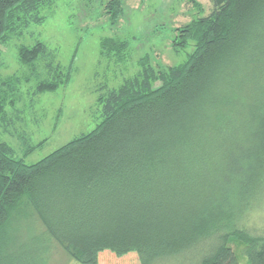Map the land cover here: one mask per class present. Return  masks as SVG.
Instances as JSON below:
<instances>
[{"label":"trees","instance_id":"obj_1","mask_svg":"<svg viewBox=\"0 0 264 264\" xmlns=\"http://www.w3.org/2000/svg\"><path fill=\"white\" fill-rule=\"evenodd\" d=\"M189 1L198 15L172 39L177 51L193 47L187 59L141 57L120 85L99 87L98 124L37 162L1 137L22 119L23 81L0 74V264H40L52 240L80 264H242L237 240L247 264H264V233L239 226L264 194V0H211L207 15ZM56 2L0 0V46L45 22ZM104 6L113 23L124 15L125 0ZM129 46L105 37L101 54L116 65ZM16 57L21 69L43 67L34 97L72 79V63L41 39ZM24 207L45 228L37 246L14 242Z\"/></svg>","mask_w":264,"mask_h":264},{"label":"rangeland","instance_id":"obj_2","mask_svg":"<svg viewBox=\"0 0 264 264\" xmlns=\"http://www.w3.org/2000/svg\"><path fill=\"white\" fill-rule=\"evenodd\" d=\"M104 1L57 0L46 9L45 22L31 24L23 35H15L5 46H0V74L6 76L17 71L23 81V99L17 105L22 110V119L15 118L16 124L8 125L14 135L2 132L1 137L14 148L16 156L24 158L28 164L44 158L75 136L91 131L100 121L99 87L102 85L105 90L107 85H120L124 77L139 69L141 57L149 55L154 65L169 66L185 61L188 53L193 51L192 46L178 51L172 46L174 28L198 15L189 0H125L124 15L117 23L111 20ZM199 1L204 6L203 14H209L212 1ZM105 37L129 41L130 50L125 61L115 65L101 54V41ZM40 39L56 52L58 61L65 65L72 63L73 70L67 86L34 97L31 89L43 67L33 70L24 66L21 69L16 55L20 44L31 45ZM160 85L158 81L155 87ZM41 141L44 142L39 144ZM245 214L239 226L263 234L264 194ZM15 217L10 228L14 231L15 244L34 243L37 246L34 235L44 232L45 228L33 210L24 207ZM230 244L238 252L241 263L247 264L241 243L231 240ZM42 256L44 260L40 263V257V264H80L72 261L54 240L49 242ZM175 260L160 264H176ZM180 261L190 264V259L185 261L184 257Z\"/></svg>","mask_w":264,"mask_h":264}]
</instances>
